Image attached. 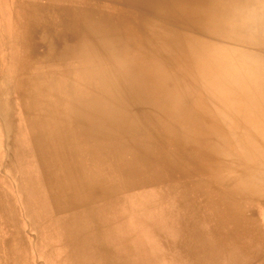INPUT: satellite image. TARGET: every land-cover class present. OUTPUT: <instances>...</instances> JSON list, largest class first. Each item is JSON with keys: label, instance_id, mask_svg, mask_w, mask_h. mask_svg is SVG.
<instances>
[{"label": "rangeland", "instance_id": "rangeland-1", "mask_svg": "<svg viewBox=\"0 0 264 264\" xmlns=\"http://www.w3.org/2000/svg\"><path fill=\"white\" fill-rule=\"evenodd\" d=\"M159 18L140 0H0V252L12 238L15 264H264V208L237 186L246 217L219 205L215 111Z\"/></svg>", "mask_w": 264, "mask_h": 264}, {"label": "bare ground", "instance_id": "bare-ground-1", "mask_svg": "<svg viewBox=\"0 0 264 264\" xmlns=\"http://www.w3.org/2000/svg\"><path fill=\"white\" fill-rule=\"evenodd\" d=\"M221 2L140 0L157 17H161L159 19L168 20L182 31L186 36L185 42L196 52L191 53V58L199 69L202 86L208 94L207 103L215 111L218 123L213 130L220 134L217 139L214 135L206 138L212 148L210 156L218 162L211 186L218 196L219 205L227 208L235 218H244L245 211L231 202L233 197L243 205L247 202L232 196L229 188L237 186V190L247 192L250 201L258 199L264 208V68L257 69L242 53L217 40L224 27L223 14L217 7ZM199 54H205L206 62H200ZM261 54L264 55V50ZM225 143H229V148H223ZM226 161L240 169H237L239 172L235 175L221 178L218 169Z\"/></svg>", "mask_w": 264, "mask_h": 264}, {"label": "clouds", "instance_id": "clouds-1", "mask_svg": "<svg viewBox=\"0 0 264 264\" xmlns=\"http://www.w3.org/2000/svg\"><path fill=\"white\" fill-rule=\"evenodd\" d=\"M217 7L224 18L217 40L264 68V0H222Z\"/></svg>", "mask_w": 264, "mask_h": 264}, {"label": "crops", "instance_id": "crops-1", "mask_svg": "<svg viewBox=\"0 0 264 264\" xmlns=\"http://www.w3.org/2000/svg\"><path fill=\"white\" fill-rule=\"evenodd\" d=\"M3 252H0V264H15V253L13 251L12 238L3 241Z\"/></svg>", "mask_w": 264, "mask_h": 264}]
</instances>
